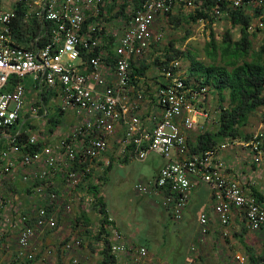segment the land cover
Segmentation results:
<instances>
[{
	"label": "built area",
	"instance_id": "obj_1",
	"mask_svg": "<svg viewBox=\"0 0 264 264\" xmlns=\"http://www.w3.org/2000/svg\"><path fill=\"white\" fill-rule=\"evenodd\" d=\"M216 1H226L228 8L237 9L253 4L254 0ZM3 3L5 0H0V187L12 180L17 170L21 171L23 184L31 178L42 183L33 187L42 195L45 182L59 171L66 186L73 189L80 175L88 170L74 167L97 162L121 124V155L129 154L130 158L143 161L154 153L166 161L159 171L156 188L165 192L162 204L171 209L176 220L182 217L191 187L201 182L212 191L213 208L223 227H228L232 209L242 213L246 230L255 232L264 227V204L246 194L228 176L220 157V152L230 144L198 154L190 152L189 134L198 118L209 116L203 108L209 89L194 81L186 82L178 59L162 68L152 91L154 110L145 119L141 117L146 96L139 85L146 81L135 77L137 87L132 84L131 60H142L151 46L161 41L162 33L154 31L157 18L168 16L179 5L191 7L193 0H122L113 12L126 4L117 18L118 32L106 25L108 19L104 14L109 5L105 0H7L8 7ZM262 3L259 0L257 4ZM17 7L23 8L21 15ZM226 15L219 6L211 10L215 20ZM19 17L28 27L35 22L37 35L32 48L16 41L14 30ZM253 23L249 31L264 26L262 17ZM105 34L116 42L112 65L103 61L105 49L101 38ZM27 77L40 92L56 91L60 111L73 112L76 118L70 134L55 146L27 135L24 128L27 111L37 116L39 109V104L34 105L36 108L27 104L22 83ZM24 133L26 139L20 140ZM260 136L256 134L244 144L249 148L251 163L262 161ZM136 189L143 194L151 192V188L142 185ZM9 197L0 193V241L8 227L17 228L16 261H33L37 249H30L32 239L43 229H56V220L43 207L34 208L30 215L22 214ZM49 200L50 205H64L70 211L71 205L63 204L57 194L51 193ZM14 219L18 223H12ZM199 223L204 232L205 214L199 216ZM223 236H228L226 230ZM81 244L79 239L67 241L63 250L71 251ZM109 248L114 258L127 256L131 264H140L147 256L145 248L126 245L118 233ZM235 260L245 261L242 256ZM72 264L79 263L72 260Z\"/></svg>",
	"mask_w": 264,
	"mask_h": 264
},
{
	"label": "crops",
	"instance_id": "obj_2",
	"mask_svg": "<svg viewBox=\"0 0 264 264\" xmlns=\"http://www.w3.org/2000/svg\"><path fill=\"white\" fill-rule=\"evenodd\" d=\"M179 6L185 10L192 9L193 11L196 7L195 1L191 7ZM118 12L111 14L112 11L109 13L107 11L104 16L107 17L108 22L117 24V18L120 15ZM188 14L184 15L183 19L187 18ZM174 16L180 20L179 16ZM160 18L162 17L157 20ZM180 23L178 21V24H173V26L177 28L181 25ZM116 30L118 32V28ZM101 41L103 49H105L103 61L108 63V59L113 60L114 58L116 42L106 34L101 38ZM26 46L33 47V38ZM152 48L154 45L151 46ZM160 60L162 65L154 66L159 71V75L162 68L168 63L164 58H160ZM146 61H151V59L147 58ZM80 69L86 70V68ZM22 83L25 87L27 104L30 103L31 97L34 95L39 96V101L43 104L41 108L37 109V116L32 115L30 110L27 111L25 115L27 121L24 123L27 135H30L29 129L33 128L32 123L36 124L40 121L42 123L44 119H49V124L54 127L52 134L56 129L55 126L60 122L51 107L53 102L59 101L58 94L56 91L45 89V101H42V92L35 89L31 78H25ZM142 91L144 94L148 93L146 89H142ZM149 96L150 98L145 99L141 107V117L144 119L154 110L153 106H155L152 104L154 101L153 92L149 93ZM207 96L208 93L204 106L207 105ZM132 99L130 98V100ZM28 106L26 109L29 108ZM56 110L60 116L64 115L61 114L58 103ZM75 119L74 126L77 123ZM200 119L202 120V118L197 119L196 124ZM54 120L56 121L52 122ZM49 124L48 131L52 129ZM216 129L217 126L215 129L207 127L203 132H213ZM70 132L71 130L60 132L59 134L64 136L61 139L52 137L48 139V142L45 139L41 141L44 144L55 146ZM122 133L123 126L120 124L116 128L114 137L110 138L107 150L103 152L97 162L77 167L79 170L83 168L88 170L86 174L80 175L79 182L73 189L66 186L63 174L57 171L53 177L44 181L46 185L42 195L33 189L35 185H42L34 178H31L29 183L19 185L21 198L12 194L5 195L13 198L17 210L25 215L32 214L34 208H45L55 218L57 227L53 230L43 229L37 232L30 247V249H37V257L32 262L20 263L16 261L17 228L8 227L0 241V264H72L73 259L78 260L80 264H106L104 246L106 242L107 245L113 243L115 233L120 234L126 245L132 248L143 247L146 249L147 256L140 264H164L162 250L166 246L169 247V253L175 252L180 257L179 259L173 258L172 262L169 261L166 264H228L226 260L228 250L233 251L234 261L236 256H241L238 253L240 250H238L237 243H243L242 235L248 232L242 213L232 209L228 227H223L213 208L215 202L212 191L207 185L200 182L191 187L182 217L180 220H176L171 209L162 204L165 192L156 188L159 171L166 161L154 153H149L143 161L130 158L129 154L121 155L118 141L122 137ZM189 139L188 137V145L196 142L195 139L193 141H189ZM238 141L234 140L231 145H227L228 147L220 152V157L227 166V174L241 185L246 194L253 197L258 194L264 198V180L260 170L262 166L251 163L248 157L249 148L244 144L240 143L245 147L244 152L237 149ZM240 157L247 159L242 161ZM249 164L252 167H248ZM12 182L19 183L17 178ZM138 185L151 188V192L148 194L138 192L136 189ZM51 193L62 197L63 204L69 203L70 211L67 212L64 205H50L49 195ZM201 214L207 216L204 232H202L199 223ZM15 220H12V223H18V220ZM225 230L228 232V236H223ZM74 239L81 240V246L71 251H64L63 245ZM250 253L253 251L248 247L245 257L242 256L245 261L249 260ZM228 258L230 257L228 256ZM111 264H131V262L127 256L121 255L113 259Z\"/></svg>",
	"mask_w": 264,
	"mask_h": 264
},
{
	"label": "trees",
	"instance_id": "obj_3",
	"mask_svg": "<svg viewBox=\"0 0 264 264\" xmlns=\"http://www.w3.org/2000/svg\"><path fill=\"white\" fill-rule=\"evenodd\" d=\"M195 6L193 13L188 14L187 18L183 19L184 23H197L200 20L212 23L215 19L211 16L210 11L212 8L219 6L227 14L225 17L231 26L239 28V40L233 41L229 31H226L223 41L219 44L214 39H210L205 48L206 55L211 60V63L208 64L197 60L189 52L184 54L178 51L170 44L163 51L160 50L162 53L156 55L151 61L147 62V58L136 62L131 60V72L132 84L137 87L135 77L138 79L145 78L151 66L162 65L160 58H164L169 62L173 59H178L181 55L190 62L186 82L194 81L201 87H208L218 95L220 113L216 131L201 132L196 137V142L189 144L190 152L198 154L216 149L222 144H232L236 139H243L246 143H249L251 138H253L252 136L243 135L241 129L248 123V119L253 113L259 108L264 107V43L258 50L252 49L251 38L255 33L254 31L250 32L249 27L258 17H262L264 20V9L262 3L260 8L254 9V13L250 15L243 7L230 9L227 7L226 1L221 3L216 0H195ZM124 7L125 5L120 6L118 14L123 12ZM16 10L21 15L23 8L17 7ZM107 11L108 13L113 11V7H107ZM168 19L170 24L177 25L178 21L180 22L171 13L168 14ZM21 20L19 17L14 34L16 41L25 47L37 35V30L35 22L32 21L31 27H28ZM258 29L256 30L258 31ZM94 53L98 54V52ZM83 57L84 59L88 58L84 55ZM217 58H219L218 63L216 62ZM108 61V63H113L112 59H108ZM44 92L45 89L42 91V101H45L46 95ZM225 100L227 101V105L223 107L221 104ZM52 131L53 128L49 129V132ZM26 137L25 133L21 134L20 140H25ZM259 140L260 150L264 156V132L261 133ZM254 196L263 204L264 198L262 195L255 194ZM104 247L106 264H111L115 258L110 254L107 242ZM249 263L264 264V254L254 255L250 253Z\"/></svg>",
	"mask_w": 264,
	"mask_h": 264
},
{
	"label": "rangeland",
	"instance_id": "obj_4",
	"mask_svg": "<svg viewBox=\"0 0 264 264\" xmlns=\"http://www.w3.org/2000/svg\"><path fill=\"white\" fill-rule=\"evenodd\" d=\"M195 0H193L194 3ZM122 0H105V4L112 6L113 11L111 14H113L114 10L118 6V4H121ZM259 0H254L253 4H248L247 6H244V9L247 11L248 14L254 13V9L260 8V4H257ZM4 7H8L9 4L7 3V0H5V3H3ZM263 9H264V2H263ZM192 13V9H184L182 6H176L173 11L172 15H177L180 17V26L179 27H174L173 24L169 23V20L167 16H162L159 20L155 22L154 25V31L155 33L162 32L163 33V38L161 39L160 42L156 44L154 48H152L150 51H148L143 58H148L153 60L156 55H159L162 53V51L166 48L169 47L170 44L172 47L176 48L178 51L183 52L184 54H187L188 52L194 56V58H197V60L202 61L205 64L211 63V60L207 57L205 48L207 43L209 42L210 39H214V41L219 44L221 41H223V36L225 35L226 31H229L232 40L237 41L240 38V31L238 27H232L229 21L226 19V17H220L216 20H214L212 23L210 22H197L195 24H190L187 25L183 21L184 15L188 13ZM110 14V15H111ZM258 20L255 19L254 21ZM115 23V22H114ZM107 27H113V28H118V25L115 23L113 24L112 22H107ZM255 35L252 36L251 41H252V49L258 50L264 43V26L260 29L255 30L252 28ZM252 31V32H253ZM162 50V51H160ZM153 52V53H152ZM179 64L181 66L182 71L184 72L186 78H187V70L190 66V62L184 59L181 55L178 57ZM216 62H219V58L216 59ZM160 78L159 77V71L155 69L154 66H151V69L147 71L146 77H145V84H140L143 89H146L148 93H146V99L150 98L149 93L154 90L155 87V81L156 79ZM214 91L209 90L208 96H207V105L205 108L208 111V118L202 120L200 119L199 122L193 127L192 132L189 134V141H193L194 139L196 140L197 135L200 132H203L205 128H210V129H215L216 128V122L218 119V114L220 111V102L218 100V96ZM39 102V107H42V104L39 101V96L34 95L31 97L30 103L31 105L36 108L34 105L38 106ZM57 103L59 105V101L56 100V102L52 103V112L56 115V117H59V124H57L55 127V135H52L51 132L48 131V124L50 123L49 119H44L43 122L37 121L39 123H32V129H29L30 135H34L38 137L40 140L47 141L49 138H63L60 132H69L71 127L74 126V114L73 112H66L63 113L64 115L60 116L58 113V110H56ZM223 107H226L227 101L223 102L221 104ZM76 120V119H75ZM50 128H53L51 124H49ZM202 127H204L202 129ZM242 134L246 136H254V135H259L262 132H264V107L259 108L255 113H253L249 119L248 123L242 127L241 129ZM58 135V136H57ZM58 141V140H57ZM249 141V140H248ZM108 143L110 145V139L108 140ZM237 143V149L240 150V152H244V146L240 145V143L245 144L246 142L241 139ZM231 145V144H230ZM228 147V146H227ZM226 147V148H227ZM247 152V151H245ZM241 160L246 161L247 158L240 157ZM262 167L261 169V176L264 180V156H262V161L259 163ZM248 167H252L251 164L248 165ZM20 174L21 171L15 170L13 179L5 182L2 187H0V193L4 195H17L18 198H21V189L19 188V185H22L23 182L20 179ZM17 178V181L19 183L12 182ZM243 237V243H237L238 245V253L241 256L246 255L247 248H251L253 251L254 255H262L264 254V227L258 231L252 232L248 231L245 234L242 235ZM12 240V239H11ZM168 246L165 247L164 250H162L164 254V264L167 262L171 261L173 258L179 259V255L175 254V252L169 253L168 252ZM176 250V249H175ZM178 252V251H176ZM233 251L228 250L226 260L228 264H250L249 260H246L244 263H239L236 260H233ZM231 254V255H230ZM228 256L230 258H228ZM76 260V259H73ZM233 260V261H232ZM79 264L80 262L76 260ZM233 262V263H232Z\"/></svg>",
	"mask_w": 264,
	"mask_h": 264
},
{
	"label": "clouds",
	"instance_id": "obj_5",
	"mask_svg": "<svg viewBox=\"0 0 264 264\" xmlns=\"http://www.w3.org/2000/svg\"><path fill=\"white\" fill-rule=\"evenodd\" d=\"M256 19H257V18H256ZM253 22H254V21H253ZM253 24H254V23H252V25H253ZM250 25H251V24H250ZM256 29H257V27H256ZM256 29H255V30H256ZM250 32H252V31H250Z\"/></svg>",
	"mask_w": 264,
	"mask_h": 264
}]
</instances>
